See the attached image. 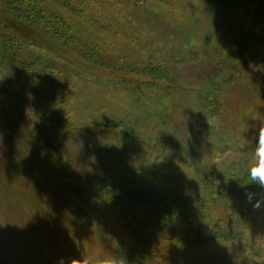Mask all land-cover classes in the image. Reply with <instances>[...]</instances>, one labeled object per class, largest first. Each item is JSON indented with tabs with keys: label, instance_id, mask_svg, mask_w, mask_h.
I'll return each instance as SVG.
<instances>
[{
	"label": "rangeland",
	"instance_id": "374dc122",
	"mask_svg": "<svg viewBox=\"0 0 264 264\" xmlns=\"http://www.w3.org/2000/svg\"><path fill=\"white\" fill-rule=\"evenodd\" d=\"M262 129L264 0H0V264H264Z\"/></svg>",
	"mask_w": 264,
	"mask_h": 264
},
{
	"label": "clouds",
	"instance_id": "9594fccd",
	"mask_svg": "<svg viewBox=\"0 0 264 264\" xmlns=\"http://www.w3.org/2000/svg\"><path fill=\"white\" fill-rule=\"evenodd\" d=\"M255 155L258 158V166L252 167L249 175L252 180L264 182V129L260 131V143L256 149ZM83 264H88V261L85 259ZM106 264H115V262L109 259L106 261Z\"/></svg>",
	"mask_w": 264,
	"mask_h": 264
},
{
	"label": "trees",
	"instance_id": "16d2710c",
	"mask_svg": "<svg viewBox=\"0 0 264 264\" xmlns=\"http://www.w3.org/2000/svg\"><path fill=\"white\" fill-rule=\"evenodd\" d=\"M118 204H119V203H116L115 206L118 205ZM113 207H114V206H113Z\"/></svg>",
	"mask_w": 264,
	"mask_h": 264
}]
</instances>
